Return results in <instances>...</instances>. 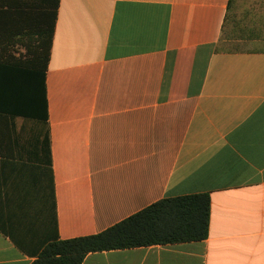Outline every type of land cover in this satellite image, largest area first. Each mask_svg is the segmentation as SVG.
Here are the masks:
<instances>
[{
  "label": "crops",
  "instance_id": "0c3cea01",
  "mask_svg": "<svg viewBox=\"0 0 264 264\" xmlns=\"http://www.w3.org/2000/svg\"><path fill=\"white\" fill-rule=\"evenodd\" d=\"M235 1L0 0V264L194 195L205 240L82 264H264V15Z\"/></svg>",
  "mask_w": 264,
  "mask_h": 264
},
{
  "label": "trees",
  "instance_id": "16d2710c",
  "mask_svg": "<svg viewBox=\"0 0 264 264\" xmlns=\"http://www.w3.org/2000/svg\"><path fill=\"white\" fill-rule=\"evenodd\" d=\"M209 218L207 195L164 199L100 234L51 242L33 264H82L90 253L202 241Z\"/></svg>",
  "mask_w": 264,
  "mask_h": 264
},
{
  "label": "rangeland",
  "instance_id": "374dc122",
  "mask_svg": "<svg viewBox=\"0 0 264 264\" xmlns=\"http://www.w3.org/2000/svg\"><path fill=\"white\" fill-rule=\"evenodd\" d=\"M235 2L236 8L234 11L239 12V18H237L238 14L236 13L235 18L231 17L230 25L235 24V27L240 29L241 26H246L249 23L254 26L262 23L264 0H236ZM234 47L236 46L234 45Z\"/></svg>",
  "mask_w": 264,
  "mask_h": 264
}]
</instances>
